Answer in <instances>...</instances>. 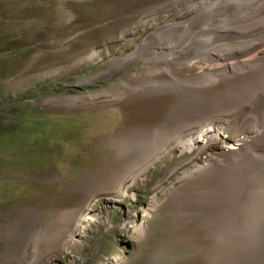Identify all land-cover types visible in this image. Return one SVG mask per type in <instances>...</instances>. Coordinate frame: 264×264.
<instances>
[{
  "label": "rangeland",
  "instance_id": "1",
  "mask_svg": "<svg viewBox=\"0 0 264 264\" xmlns=\"http://www.w3.org/2000/svg\"><path fill=\"white\" fill-rule=\"evenodd\" d=\"M189 1L0 0V264H221L223 234L213 223L227 208L238 213L244 254L254 157L216 165L231 161L228 143L258 129L245 117L239 128L220 124L218 138L192 147L174 143L161 153L160 144L184 126L229 120L258 78L243 82L231 71L203 87L201 76L226 71L199 45L179 60L148 51L118 60L138 54L160 26L218 0H196V10ZM164 68L172 76L157 73ZM251 149L264 156V145ZM88 205V219L76 223Z\"/></svg>",
  "mask_w": 264,
  "mask_h": 264
},
{
  "label": "bare ground",
  "instance_id": "2",
  "mask_svg": "<svg viewBox=\"0 0 264 264\" xmlns=\"http://www.w3.org/2000/svg\"><path fill=\"white\" fill-rule=\"evenodd\" d=\"M233 2L235 3V5H232ZM172 4L173 2L163 4L156 9H153L150 14H159ZM196 4V0L189 1V5L192 9L196 6ZM198 7V13L188 19L175 21L160 26L155 33L149 36V39H147L149 41L147 43L143 42L141 44V47L143 48L140 49V52H138V54L133 53L130 56L123 57L118 60L122 61V63L125 61L132 62L134 58L137 57V55L143 54L145 51H148L150 53V56H157L159 61L179 60L182 54L185 56L189 54L188 52H190L194 47L193 45H199V50L201 51L202 56L205 54L208 55L209 53L210 55H208L207 57H210L211 59H217L218 57L222 61V63L219 64L221 66H224L226 71L223 72L222 76H220L219 74L215 76L211 75L207 78H205L204 76L205 79H203V76H201L200 84L202 86L203 84H216L220 79L224 78L226 75L228 76L227 73H230L231 71L234 74L236 73L235 75H239L238 79L242 80L243 82L248 78V76L252 77L251 79L253 80L258 78L256 83L253 82V84L255 83V87L257 88L256 91L253 92V88V91L251 90L254 95L248 98L245 103L243 102L244 104H238L236 109L229 110V120L225 121L216 118L213 120H204L202 122L193 123L189 126H184L180 130L175 129L176 131L175 135H173V139L171 138L172 136H169V138L171 139H169L168 142H162L160 144V147L163 144L161 153H164L174 143L178 145L187 144L192 147L194 146L195 142L218 138L220 134H216V131H221V127H219L220 124H223L225 126L227 122L228 126L225 127L226 130H233V128L235 127L239 128V120L244 119L245 117L247 118V123L251 125L254 124V129L258 130L253 133L252 136L249 135L243 137L242 140L239 141V144L234 143L233 140V143H228V145L230 146V153L228 154V156L230 157L231 161L219 162V164L216 165L217 167L221 166L225 168L227 165H231L237 162L233 161L235 157L236 159H242L245 157L251 158L252 156L254 157L251 159L255 161V169L253 170V172H251L252 179L250 181L249 189L250 191H252L253 189L255 190L254 199L252 200L253 211L250 214V217H253V220H250L249 225L247 226V235L243 240L244 254H241L240 252L242 238L239 234H237V230H239V225L236 227V220L239 219L237 212H234L231 208L226 207L227 210L226 208H224V210H226V214L223 213L222 219L218 222L213 223V225L218 233L223 234V241H221V244L223 243L222 247L220 245L221 251L223 252L221 264H264V203L256 201L257 198L264 201V156L259 154H252L253 151H250L251 153L247 152L248 149L252 150V146L264 145V107H261L262 112L258 108V103L262 101L261 97L264 96V54L262 56L258 55L259 52L264 49V0H218L215 2H211L207 6ZM198 7L196 6L194 10H196ZM215 20L219 21L215 23ZM136 26L137 24L134 25L133 28H135ZM133 28H129L128 31L130 32ZM214 34L220 36V38L209 39V37H212ZM155 37L156 40H154ZM230 42H236V45L223 47L224 44H229ZM182 44L184 47H182L181 49L180 46H182ZM215 47H219L221 49ZM148 48H150L153 52L149 51L150 49L148 50ZM91 57H94V54ZM235 63L239 64H237L236 69L235 67H233ZM228 66H231L234 69L232 68V70ZM146 70L147 69H145V71ZM146 72L148 73V75L153 74V72H151L150 70H147ZM158 72H163L165 74L171 75L169 69L165 68L157 71V73ZM254 72L255 74L251 76ZM235 75H233V77ZM177 83H179L180 85H188L189 82L175 81L174 84ZM124 87L125 91H129L131 88L126 85ZM242 93L244 92L242 91ZM240 100V102H242V100L244 101L245 99L240 98ZM89 101H91V99ZM250 138H252V142L251 144H248ZM149 145L150 144L148 143L147 145H143L142 147L143 149L149 150ZM151 156L146 159L145 164L140 165L134 171L135 173L127 177V183H133L139 177V175L145 172L148 167H150L161 155L155 154ZM211 163H213V161L207 163V168L210 167ZM134 167L132 166L131 169H133ZM218 169L219 167L217 168V170ZM192 174L195 175L196 173L193 172L187 175L186 178L192 176ZM122 193L124 194L125 190H122ZM89 209L90 206L88 205L83 210L78 211L77 214H79V218L77 219L76 223L81 225V221H85V219H88ZM233 227H235V230L232 233ZM72 236L73 234L70 233L69 238H71ZM231 243L234 244L235 249L231 248Z\"/></svg>",
  "mask_w": 264,
  "mask_h": 264
}]
</instances>
